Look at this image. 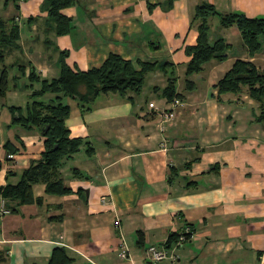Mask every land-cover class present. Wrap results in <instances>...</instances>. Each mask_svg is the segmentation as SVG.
Segmentation results:
<instances>
[{"label": "crops", "instance_id": "0c3cea01", "mask_svg": "<svg viewBox=\"0 0 264 264\" xmlns=\"http://www.w3.org/2000/svg\"><path fill=\"white\" fill-rule=\"evenodd\" d=\"M164 2L75 0L62 10L72 30L57 36L47 29L42 0H0V17L14 18L20 28V49L5 58L13 67L10 89L0 98V187L16 184L44 151V137L11 125L8 108L26 105L30 70L40 79L59 76L61 52L80 71L101 66L110 54L170 62L174 70L167 74L174 73L181 94L174 117L163 126L159 111L170 102L161 96L168 75L159 70L146 74L141 93L131 100L100 94L84 111L66 99L70 137L86 143L60 169L71 192L16 209L4 200L0 264H47L55 248L65 250L69 264H130L119 257L124 246L133 264H264L260 107L246 88L220 101L213 89L238 59L264 69V39L251 57L238 28H224L212 16L209 39L230 45L226 59L211 60L185 77L191 59L185 49L196 45L197 24L191 20L199 4H212L221 15L257 18L264 16V0H175L169 10ZM148 4L155 7L149 10ZM16 66L25 67L23 75ZM73 169L82 176L75 177ZM43 188L35 185L34 194L42 196ZM186 228L190 233L178 244ZM149 247L167 257L151 263L145 257Z\"/></svg>", "mask_w": 264, "mask_h": 264}, {"label": "trees", "instance_id": "16d2710c", "mask_svg": "<svg viewBox=\"0 0 264 264\" xmlns=\"http://www.w3.org/2000/svg\"><path fill=\"white\" fill-rule=\"evenodd\" d=\"M28 1V0H23ZM175 0H165L160 3L164 10H169ZM75 4V0H42L40 11L46 12L47 29L57 36L67 35L72 30V20L62 13L65 8ZM155 6L148 4V9ZM16 10L19 9L15 6ZM212 16H219L221 26L228 28L236 26L241 38L252 57L260 51L264 37V16L248 18L240 13L219 14L212 4H199L192 17V25L196 23V45L187 47L185 52L191 57L185 65L186 79L203 70L211 60L223 61L226 59V50L230 45L222 38L211 42L209 39L210 26L208 20ZM32 18H29L31 20ZM20 28L14 18L0 17V98H3L10 89L9 69L13 67L5 64L7 55L20 49ZM67 53L61 52L60 73L54 79H40L33 70L27 76V89L31 90L24 108L9 107L12 121L26 131H35L44 137V151L38 160L31 161L16 184H7L0 187V197L9 203L10 209L22 205L41 204L42 198L61 197L71 192L64 183L60 169L64 162L78 153L86 143L79 138H71L66 126L69 115V106L66 99L75 100L84 111L90 110L91 104L100 94L114 93L127 100L139 95L142 91L146 74L161 71L165 76L167 70H174L173 64L154 60H124L120 56L110 54L101 66L87 71H80L69 67L65 58ZM23 75L24 66H16ZM17 78H13L16 82ZM176 76L171 72L166 79V86L161 89V96L172 102L179 99L181 94L176 91ZM39 88L34 89L33 85ZM187 84L191 82L186 80ZM246 88L248 96L257 102L260 114L257 121L264 123V69L260 70L251 61L236 60L225 75L213 86L215 98L220 101L226 94L238 95ZM50 95L49 98H46ZM7 148V144L5 146ZM9 153L15 150L9 149ZM75 177L82 174L73 169ZM43 185V195L34 194V186ZM15 211V210H14ZM71 259L62 248H55L47 264H69Z\"/></svg>", "mask_w": 264, "mask_h": 264}, {"label": "built area", "instance_id": "2783aa9c", "mask_svg": "<svg viewBox=\"0 0 264 264\" xmlns=\"http://www.w3.org/2000/svg\"><path fill=\"white\" fill-rule=\"evenodd\" d=\"M180 106V102L179 100L175 99L170 103L169 109L167 110H160L159 111V117H160V125L163 126V124H165L166 122H168L169 120H171L174 117V111L177 109V107ZM9 158H12L13 155H8ZM8 213V210L4 207V199L1 200V204H0V216L4 215ZM114 225L117 227L119 225V220L116 219L114 222ZM189 229L186 228L185 232H183L182 235L179 236L178 238V244L182 243L185 239H186V235L189 234ZM145 257L151 262V263H155L158 262L164 258L167 257L166 252L165 251H158L156 250V248L154 247H149L146 250L145 253ZM119 257L122 260H126L128 261L130 264H133V260L131 259L128 249L124 246L120 253H119ZM171 259H174L173 256H171Z\"/></svg>", "mask_w": 264, "mask_h": 264}, {"label": "rangeland", "instance_id": "374dc122", "mask_svg": "<svg viewBox=\"0 0 264 264\" xmlns=\"http://www.w3.org/2000/svg\"><path fill=\"white\" fill-rule=\"evenodd\" d=\"M263 39H264V37H261V38H260V40H263ZM0 67H1V63H0Z\"/></svg>", "mask_w": 264, "mask_h": 264}]
</instances>
